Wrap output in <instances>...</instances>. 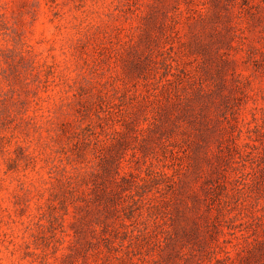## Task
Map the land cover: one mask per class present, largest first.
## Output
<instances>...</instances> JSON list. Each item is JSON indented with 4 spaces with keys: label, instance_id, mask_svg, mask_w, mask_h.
Instances as JSON below:
<instances>
[{
    "label": "rangeland",
    "instance_id": "obj_1",
    "mask_svg": "<svg viewBox=\"0 0 264 264\" xmlns=\"http://www.w3.org/2000/svg\"><path fill=\"white\" fill-rule=\"evenodd\" d=\"M0 264H264V0H0Z\"/></svg>",
    "mask_w": 264,
    "mask_h": 264
}]
</instances>
